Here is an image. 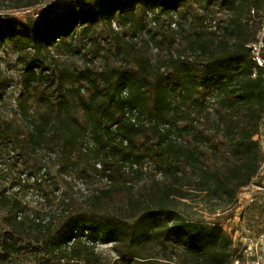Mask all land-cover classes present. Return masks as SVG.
<instances>
[{"label": "trees", "instance_id": "1", "mask_svg": "<svg viewBox=\"0 0 264 264\" xmlns=\"http://www.w3.org/2000/svg\"><path fill=\"white\" fill-rule=\"evenodd\" d=\"M42 2L0 0V264H110L80 239L67 246L82 230L126 264H230L231 236L180 206L224 211L258 173L264 77L248 45L264 29L263 0ZM13 9L32 13L19 21ZM76 55L81 64L62 59ZM53 166L100 184L48 207Z\"/></svg>", "mask_w": 264, "mask_h": 264}, {"label": "rangeland", "instance_id": "2", "mask_svg": "<svg viewBox=\"0 0 264 264\" xmlns=\"http://www.w3.org/2000/svg\"><path fill=\"white\" fill-rule=\"evenodd\" d=\"M65 1L67 0H43L42 4L58 7ZM7 13L19 21H25L32 11L30 9H13L7 10ZM123 29L126 32L131 31L130 28ZM97 32L103 37L106 35L104 29L101 27L97 29ZM175 44L179 46L184 45L185 39H181L179 42L176 41ZM159 50L158 48V52ZM149 53L152 55V58L155 57V54L150 51ZM9 58L14 61L15 56L9 55ZM62 59H64L65 63L73 61L81 64L83 61V58L79 55H76L74 58L62 56ZM17 93L18 88L14 89L11 87L5 93L8 96L7 100L11 101L12 98L17 96ZM254 139L260 147L262 161L258 173L247 186L240 189L233 205L224 211L214 214H208L200 205L193 204L191 207L180 206L182 209L181 213L187 221L192 220L203 224L218 223L231 236L235 254L230 264H264V118ZM48 175L49 181L53 183H50L44 190L45 203L46 205L48 204V207L51 206L52 208H55L62 193H66V196L72 197L75 201H80L89 190L94 189L100 184L98 179L92 175L84 178L77 177V174L60 175L56 166L50 168ZM33 197L37 198L36 195ZM26 199H28V196ZM5 227L4 213L0 210V228ZM99 250L109 255V248H100ZM105 261H107V258Z\"/></svg>", "mask_w": 264, "mask_h": 264}, {"label": "built area", "instance_id": "3", "mask_svg": "<svg viewBox=\"0 0 264 264\" xmlns=\"http://www.w3.org/2000/svg\"><path fill=\"white\" fill-rule=\"evenodd\" d=\"M263 19H264V0H263ZM145 14L146 16L151 19L154 17L155 14H157V11H152L150 9H146L145 11ZM173 17H175V12L172 11L170 13ZM102 23H99V25H101ZM151 25L154 26L155 25V22H153V20L151 21ZM110 27L114 30H120V27L118 26L117 22L115 20H111L110 21ZM170 27L173 28V29H176V24L175 22H172L170 24ZM211 28H215V21H212L211 22V25H210ZM142 36L145 40H147V44H148V49L151 53L153 54H156L158 52V48L157 46H155L153 44V42L150 40L148 34L143 31L142 32ZM128 38V37H127ZM130 38V37H129ZM101 43H104V39L103 38H100L99 39ZM131 40L133 42H135L137 45H140V41L137 37H133L131 38ZM89 46V43L88 41L86 40H82V45H81V48H80V52L82 53H85L86 52V48ZM248 47L250 48V56H251V59L252 61L254 62V64L257 66V67H260L262 69V74H263V77H264V29L262 32L259 33L256 41H254L253 43H250L248 45ZM99 63L100 62H96ZM113 63L115 65H120L122 64L121 62V59L119 57H115L113 59ZM121 95L122 96H126V89H123L122 92H121ZM206 100V105L208 107V109L210 110V107H211V103L213 102V97L211 95H208L206 96L205 98ZM127 117L129 118V120L132 122V123H136L137 122V111L136 109H131V111H128L126 113ZM142 123H144L145 125H148L149 122L144 120L142 121ZM115 127V126H114ZM113 127V128H114ZM99 167V165H97ZM160 174L158 173L157 176H159ZM77 239H80L81 241H83L84 243L88 244V245H93L94 246V249L97 253H99L101 259L103 261L106 260L107 258V261H109V263H117V264H126L123 260H121L115 253L114 251L112 250V243L111 242H107V243H103V242H100L99 240H94L92 239L89 234L87 233L86 230H82L80 232H74V234L69 238V240L67 241V246H70L75 240ZM100 248H109L110 251H108V254L109 255H106L104 254L103 251H100L99 249ZM112 257H111V256ZM109 257V258H108Z\"/></svg>", "mask_w": 264, "mask_h": 264}]
</instances>
